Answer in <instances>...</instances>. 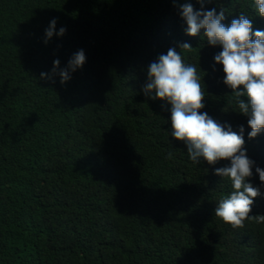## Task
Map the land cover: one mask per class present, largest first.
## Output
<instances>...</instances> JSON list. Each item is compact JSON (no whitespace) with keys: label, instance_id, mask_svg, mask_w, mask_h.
<instances>
[{"label":"trees","instance_id":"16d2710c","mask_svg":"<svg viewBox=\"0 0 264 264\" xmlns=\"http://www.w3.org/2000/svg\"><path fill=\"white\" fill-rule=\"evenodd\" d=\"M182 2L0 0V264H264V225L213 214L227 186L203 160L175 157L169 105L141 92L148 60L188 41L200 111L239 125L211 67L219 47L186 38ZM249 4L208 3L226 23L242 12L264 28ZM53 17L67 28L45 40ZM78 49L85 61L68 80L49 77Z\"/></svg>","mask_w":264,"mask_h":264},{"label":"clouds","instance_id":"9594fccd","mask_svg":"<svg viewBox=\"0 0 264 264\" xmlns=\"http://www.w3.org/2000/svg\"><path fill=\"white\" fill-rule=\"evenodd\" d=\"M210 2L196 0L200 7L195 10L189 0L179 3L180 26L188 40L198 39L210 52L219 47L210 57L211 67L215 71L220 65L223 87L235 100L239 125L200 111L205 106L201 77L196 65L181 56L194 47L188 41L169 44L166 52L148 60L141 92L169 105V135L177 140L175 157L185 163L203 160L208 163V178L227 186L212 207L213 214L232 227L242 226L245 218L260 227L264 225V28H253L250 17L242 12L226 23L224 9L211 8ZM249 9L259 27L264 26V0H250ZM55 24L53 17L44 30L45 40L53 36ZM65 28L55 29V34L62 35ZM84 61L83 49L73 52L64 67L58 68L59 60L53 59L49 77L56 74L63 83ZM39 75L49 78L43 71Z\"/></svg>","mask_w":264,"mask_h":264}]
</instances>
